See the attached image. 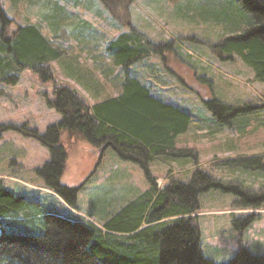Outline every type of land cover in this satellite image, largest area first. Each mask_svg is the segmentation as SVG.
Here are the masks:
<instances>
[{
	"label": "rangeland",
	"instance_id": "rangeland-1",
	"mask_svg": "<svg viewBox=\"0 0 264 264\" xmlns=\"http://www.w3.org/2000/svg\"><path fill=\"white\" fill-rule=\"evenodd\" d=\"M30 1L0 0L15 23L40 25L42 33L60 47L63 55L50 64L56 84L75 91L86 105L118 93L124 73L112 64L105 51L106 42L125 31L112 15L122 14L116 9L118 4L110 13L100 0H93L89 9L72 0H51L62 6L64 14L53 18V25H49L45 16L52 14V4L32 0L36 2L30 5ZM128 14L131 23L153 42L174 41L176 56L166 53L164 60L151 57L131 69L154 91H159L163 99L183 106L193 116L187 132L177 137L176 147L193 150L195 159L154 158L148 170L157 188L162 189L170 177L186 183L198 170L254 192L263 189L264 171L226 166L224 161L260 157L264 164V84L237 56L221 60L212 50L224 38L241 32L249 16L236 0L130 1ZM79 21L87 22L98 36H79ZM187 36L197 41H187ZM51 88V84H39L28 70L20 75L15 86L0 85V124L45 133L47 127L61 120V115L49 108L42 96H50ZM212 97L229 105H249L248 110L239 113L229 126L219 124L203 103ZM60 142L66 149L60 183L83 185L77 192L78 211L92 216L94 222H101V218L119 210L148 187L142 170L136 164L119 160L111 147L102 148V152L95 144L66 133ZM50 160L49 149L34 138L17 130L0 134V178L9 188L40 202L50 212L73 214L36 174ZM235 199L233 195L211 190L199 197L200 210L194 214L204 255L217 263L228 262L236 255L239 239L251 252L264 254V204L257 208L237 207ZM250 214L256 215V220L241 234L237 233L232 218Z\"/></svg>",
	"mask_w": 264,
	"mask_h": 264
},
{
	"label": "trees",
	"instance_id": "trees-1",
	"mask_svg": "<svg viewBox=\"0 0 264 264\" xmlns=\"http://www.w3.org/2000/svg\"><path fill=\"white\" fill-rule=\"evenodd\" d=\"M130 1L100 0L110 13H114L116 4L122 12L112 15L125 31L108 40L105 51L124 78L118 93L92 105L84 104L75 91L56 84L50 64L63 55L60 47L42 33L40 25L15 23L0 2V85L15 86L28 70L39 84L52 85L50 96H42L47 106L61 115L60 122L47 127L43 134L11 124H0V134L17 130L49 149L51 160L36 174L46 189L74 211L67 215L50 212L40 202L11 190L0 178V264H264V254L251 252L240 239L236 255L228 262L217 263L206 257L194 216L200 210L199 197L211 190L233 195L237 207L257 208L264 204V188L254 192L197 170L186 183L170 177L158 189L149 174V164L156 157L195 159L193 150L176 147L177 137L187 132L193 116L183 106L163 99L131 69L151 57L164 60L166 53L176 56L174 41L155 43L131 23ZM236 1L249 16L248 24L212 46V50L221 60L237 56L264 84V0ZM34 3L31 0L28 4ZM51 4L52 14L45 16L49 25H53V18L64 14L62 6ZM96 35L87 22L79 21V36L93 39ZM184 39L197 41L193 36ZM203 103L219 124L228 126L249 106L229 105L214 97ZM63 133L93 143L102 152L103 146L111 147L119 160L142 170L148 187L101 222H94L92 216L78 211L77 192L83 185L60 183L66 159L65 146L60 142ZM224 165L264 171L260 157H238L224 161ZM255 216L233 217L234 230L241 234L256 220Z\"/></svg>",
	"mask_w": 264,
	"mask_h": 264
},
{
	"label": "crops",
	"instance_id": "crops-1",
	"mask_svg": "<svg viewBox=\"0 0 264 264\" xmlns=\"http://www.w3.org/2000/svg\"><path fill=\"white\" fill-rule=\"evenodd\" d=\"M77 1V3L78 4H76V5H79L80 6V4H82V3H84V4H86L85 6H84V8H86V9H89L90 8V6H92V4H93V0H82V2L79 0H76ZM135 1H144V0H132L131 2H135ZM44 2H48V3H50L51 4V0H45ZM84 4H82V5H84ZM89 5V6H88ZM74 212V211H73ZM76 213V212H75ZM92 220V219H91Z\"/></svg>",
	"mask_w": 264,
	"mask_h": 264
},
{
	"label": "water",
	"instance_id": "water-1",
	"mask_svg": "<svg viewBox=\"0 0 264 264\" xmlns=\"http://www.w3.org/2000/svg\"><path fill=\"white\" fill-rule=\"evenodd\" d=\"M105 147H106V145H105V146H103L102 148H103V149H105Z\"/></svg>",
	"mask_w": 264,
	"mask_h": 264
}]
</instances>
